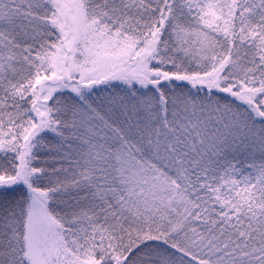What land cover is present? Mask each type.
Returning <instances> with one entry per match:
<instances>
[{
	"label": "snow or ice",
	"instance_id": "6c2138e0",
	"mask_svg": "<svg viewBox=\"0 0 264 264\" xmlns=\"http://www.w3.org/2000/svg\"><path fill=\"white\" fill-rule=\"evenodd\" d=\"M0 264H264V0H0Z\"/></svg>",
	"mask_w": 264,
	"mask_h": 264
}]
</instances>
